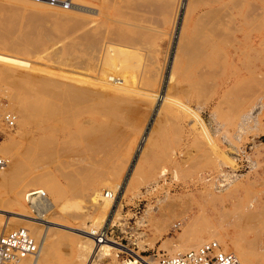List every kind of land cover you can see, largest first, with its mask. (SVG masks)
Returning a JSON list of instances; mask_svg holds the SVG:
<instances>
[{
  "label": "rangeland",
  "instance_id": "rangeland-1",
  "mask_svg": "<svg viewBox=\"0 0 264 264\" xmlns=\"http://www.w3.org/2000/svg\"><path fill=\"white\" fill-rule=\"evenodd\" d=\"M59 1L70 2V8L52 6L47 1L48 5L43 8L27 0L24 3L0 0V53L30 61L36 68L26 80L22 69L0 66V156L8 161L10 155L22 158L20 173L23 172L7 191H2L0 209L18 214L22 212L20 203L32 217L45 216L53 223L76 228L72 232L60 226L46 229V224L38 222L43 224L42 234L48 237L40 263L137 264L135 253L143 259L161 254L172 256L216 239L221 241L222 249L225 245L227 250L235 252L243 264H264V0H225L226 6L216 8L210 5L218 0H195L193 8L200 7L198 13L191 18L183 7L176 24L173 10L150 13L141 6L140 0H105L99 15L74 9L72 0ZM81 1L86 4L89 0ZM102 19L109 24L105 28L114 35L104 38L100 46L121 43L127 51L122 59L127 58L129 65L134 62V69L131 67L129 74H125L131 78L128 87L133 94H138L131 99L138 109L134 107L133 117L129 111L125 112L128 109H122L132 103L118 97L108 98L105 94L103 98L101 88L94 87L105 70L114 73L110 68L113 63L105 60L107 56L92 58L90 51L85 54L84 48L68 53ZM92 20L96 23L91 24ZM113 59L114 64L123 65L118 57ZM47 77L58 86L52 90L54 94L46 92L49 97L39 83L48 81ZM117 77L123 79V76ZM78 87L87 93L92 87L89 98L80 91V95L72 93ZM67 88H71L69 94ZM167 91L189 101L193 109L202 113L213 146L205 141L204 133H194L189 138V127L182 119L175 118L167 105L162 108ZM75 95L80 97L73 98ZM92 95L102 99L94 97L92 101ZM140 95L142 99L137 98ZM85 97L92 100L89 102ZM81 98L83 101H79ZM155 103L144 137L151 130L156 129V133L152 131L150 148L147 146L142 153L136 148L146 122H142V117L147 120L146 106L153 109ZM160 110L164 116L159 115L156 121ZM21 111L27 113L29 120L24 121ZM7 113L17 117L14 129H9L4 122ZM139 116L140 124L137 119H133L136 123L130 121ZM105 125L117 130L112 133ZM91 139L95 140L94 144H88V141L93 143ZM131 143L135 151L132 159L127 149ZM105 148L108 154L102 151ZM168 158L171 160L167 161ZM33 171L43 175L48 172L60 184L61 195L57 197L60 206L48 203V198L55 199L56 191L47 186L46 199H39L43 205L41 212L32 208L25 193L34 192L38 187L30 186L22 193L19 184L24 175ZM103 182H109V187L105 188ZM117 184L120 189L114 192ZM13 186L18 188L12 189ZM89 188H96L100 194L105 191L115 194V203L106 213L86 202V196L95 192ZM75 214L81 217H73ZM6 221L0 214V223ZM17 221H9L14 226L11 230L21 228ZM175 223L181 224L177 230L173 229ZM81 228L91 234H101L103 229L107 232L106 238L127 249L117 252L115 258L95 253L96 242L89 241L90 236H80Z\"/></svg>",
  "mask_w": 264,
  "mask_h": 264
},
{
  "label": "bare ground",
  "instance_id": "bare-ground-1",
  "mask_svg": "<svg viewBox=\"0 0 264 264\" xmlns=\"http://www.w3.org/2000/svg\"><path fill=\"white\" fill-rule=\"evenodd\" d=\"M12 1V0H11ZM14 2H16V3H24L25 2V0H13ZM32 3H39V5H41L43 8L45 7V6H47L48 5V3L46 2V0H40V1H38V0H30ZM59 1V0H58ZM185 1H186V3H185ZM194 1L195 0H140V3H141V6H143V7H146V10H148L149 9V12L150 11H162V10H164V9H167V10H173L174 12H175V20H174V23L176 24V22H177V19H178V15H179V13H180V9L181 8H185L186 9V13L187 14H189L190 15V17L191 18H193L194 17V13H198L197 11H199V8L200 7H196V9L194 10ZM215 1V0H214ZM72 2H73V8L74 9H77V10H81V12L82 11H85V13L86 12H88L89 14H92V15H99V14H101V12L103 11L102 10V7H103V4H104V2H105V0H89L88 1V3H86V4H84L81 0H72ZM233 2V1H232ZM27 4V3H26ZM232 4V3H231ZM202 5V4H201ZM226 6L227 5V3L225 2V0H218V1H215L212 5H210V7L211 8H216V7H223V6ZM112 6V5H111ZM140 6V5H139ZM46 8V7H45ZM141 9V8H140ZM144 10V9H143ZM171 10H170V12H171ZM208 10V9H207ZM211 10V9H210ZM212 10H214V9H212ZM222 10H223V8H222ZM166 11V10H165ZM195 11V12H194ZM209 11V10H208ZM215 11H216V9H215ZM144 12V11H143ZM166 12H168V11H166ZM218 12V11H217ZM77 13V12H76ZM151 13V12H150ZM159 13V12H158ZM158 13H155V14H158ZM211 13H213V12H211ZM249 13V12H248ZM173 14V13H172ZM172 14H170V17H171V15ZM201 14V13H200ZM208 14V13H207ZM206 14V15H207ZM216 14H218V13H216ZM55 15V14H54ZM61 15V14H60ZM105 15V14H104ZM153 15H154V13H153ZM68 16V15H67ZM155 16V15H154ZM188 16V15H187ZM218 16V15H217ZM70 17V16H69ZM74 17V16H73ZM102 17V16H101ZM70 18H72V16L70 17ZM107 18H109V17H106V20H109V19H107ZM188 18V17H187ZM196 18V17H195ZM201 18H202V16H201ZM199 19V21H201L202 19ZM205 18V17H204ZM69 19V18H68ZM221 19H223V18H221ZM99 21V20H98ZM102 21V22H101ZM100 21V23L98 24V26L94 29H90L84 36H83V38H81V40H79V41H77L76 42V45H74V47H72V49H69V52L68 53H72V52H74L75 50H79V48H84V52L86 51V53L85 54H87L89 51L92 53V55H91V53L89 52L88 54H90V56L92 57V58H95L96 57V55L101 59L102 58V56H107V59H105V60H107L110 64L111 63H113V65L111 64L110 65V68H111V66H112V70H114V73H111L112 71H104L103 72V78L101 77V79H99V81L98 80H95V81H98V83H96V84H98L97 86H96V84H95V86L93 85V83H94V81H93V83L91 84V82H89V84H91V85H93L94 87H96V90H99V88H101V90L100 91H102V92H100V93H102V94H98V95H102V97L104 96V94L105 95H107L108 96V98L109 97H118V98H122L123 99V101L124 102H128V103H132L133 104V102L131 101V99H132V97H135L134 95H138V94H133L132 93V91H131V89L128 87V83H130L129 82V78L127 77V76H125V74L127 73V75L129 74L128 73V71H129V69L131 68V67H133V63L134 62H132V64H130L129 65V63H130V61H128L127 60V58H123L125 61H123V59H122V57L121 56H124V55H126V53H127V51L125 50V48H123L124 47V45H122L121 43H115V42H111V43H108L106 40V42L108 43V45H103V46H100L101 44V41L104 39V38H107L108 37V39H110L109 37H113L112 35H114V34H111V32H113V31H109L108 32V29H106L105 27H107L108 25H106V23H107V21H105V20H101ZM90 22V21H89ZM96 23V20H92V22H91V24H95ZM204 23V22H203ZM161 24V23H160ZM217 24V23H216ZM197 25V24H196ZM200 26V25H199ZM204 26H206V25H204ZM37 27V26H36ZM203 27V26H202ZM215 27V26H214ZM92 28V27H91ZM109 28V27H108ZM207 28V27H206ZM205 28V29H206ZM107 31H106V30ZM203 29H204V27L202 28V31H203ZM111 30V29H110ZM48 31V30H47ZM205 31H207V30H205ZM202 33V32H201ZM200 33V34H201ZM217 35V34H216ZM121 36H123V35H121ZM120 36V37H121ZM197 36H199V34H197ZM196 36V37H197ZM116 37V36H115ZM188 38L189 37H187V40H188ZM115 39V38H114ZM192 39H193V37H192ZM112 40V39H111ZM189 40H191V39H189ZM196 40V39H195ZM114 41V40H113ZM106 42H104V43H106ZM185 43H186V41H184ZM191 42H193V41H191ZM203 43V42H202ZM216 43V42H215ZM194 44H197V43H194ZM184 45H186V44H184ZM183 45V46H184ZM191 46V45H190ZM190 46H189V48H190ZM196 46V45H195ZM194 46V47H195ZM185 47V46H184ZM183 47V48H184ZM200 47V46H199ZM182 48V47H181ZM86 49V50H85ZM199 50V49H198ZM95 51V52H94ZM187 51H190V49H188L187 48ZM186 51V52H187ZM199 52V51H198ZM94 53H97V54H94ZM188 54H190L189 52H187ZM196 53V52H195ZM87 54V55H88ZM104 54V55H103ZM117 55V56H116ZM129 55V54H128ZM186 55V54H185ZM196 55V54H195ZM89 56V57H90ZM179 56V55H178ZM117 58L118 57V59H120V60H122V61H119V63L121 62V63H123V65H121V66H119V65H116V64H114V59L113 58ZM119 57H121V58H119ZM125 57V56H124ZM193 57H195L194 55H193ZM192 57V58H193ZM138 58V57H137ZM188 58V57H187ZM186 58V59H187ZM129 59V58H128ZM85 60V59H84ZM94 60V59H93ZM126 60L129 62H126ZM190 60V59H189ZM192 60V59H191ZM118 61H117V63H118ZM79 62V61H78ZM77 62V63H78ZM85 62V61H84ZM105 62V61H104ZM202 62V61H201ZM87 63V62H86ZM120 63V64H121ZM126 63H128V64H126ZM78 67H80L78 64H76ZM108 65V64H107ZM193 65V64H192ZM191 65V66H192ZM0 66H4V67H9V68H11V69H22L23 71H25L24 73H26V80L29 78L28 76L30 75V74H33L35 71H36V68L34 67V66H32V63L30 62V61H27V60H25V59H21V58H18V57H15V56H12V55H5V54H1L0 53ZM99 66V65H98ZM138 68V67H137ZM204 68V67H203ZM133 69H134V67H133ZM76 70V69H75ZM104 70V69H103ZM102 70V71H103ZM74 72H76V71H74ZM78 72V71H77ZM189 72H191V71H189ZM7 73V72H6ZM24 73H21V74H23V75H21V77H23L24 76ZM48 73V72H47ZM79 73V72H78ZM81 73V72H80ZM154 74V73H153ZM8 75V74H7ZM16 75V74H15ZM15 75H12V76H15ZM18 75H20V74H18ZM117 75H120V76H123V79H119V77H117ZM189 76V75H188ZM7 77H9V75L7 76ZM50 77V76H49ZM53 77V76H52ZM60 77H62V76H60ZM32 78H34V76L32 75ZM38 78V77H37ZM37 78H34V79H37ZM43 78V77H42ZM64 78V77H63ZM7 79V78H6ZM131 79V78H130ZM149 79V78H148ZM174 78H172V80H173ZM5 80V79H4ZM30 80V79H29ZM38 80H42V79H38ZM37 80V81H38ZM47 80H48V77H47ZM51 80V79H50ZM58 80V82H59V80L60 79H57ZM70 80V79H69ZM150 80V79H149ZM171 80V81H172ZM185 80H187V79H185ZM31 81V80H30ZM34 82H36V80H33ZM52 81V80H51ZM62 81V80H61ZM71 81V80H70ZM76 81H78V80H75V82ZM66 82H68L69 83V81H66ZM74 81H72V83H73ZM79 82V81H78ZM154 82V81H153ZM157 82V81H156ZM38 83V82H37ZM39 83H41V87L43 88V91H44V93L47 95L48 93H46V92H49V93H53L52 92V90H55L56 89V87L58 88V86H54L53 84L54 83H52V82H50L49 80L48 81H41V82H39ZM148 83H149V81H148ZM151 83V82H150ZM58 84V83H57ZM60 84V83H59ZM58 84V85H59ZM65 84V83H64ZM69 84H71V82L69 83ZM68 84V85H69ZM77 84V83H76ZM75 85V84H74ZM86 85V84H85ZM181 85V84H180ZM70 86H72L73 88L75 87V86H73V85H70ZM87 86V85H86ZM92 86V87H93ZM98 86H100V87H98ZM150 86V85H149ZM175 86V85H174ZM173 86V87H174ZM186 86V85H185ZM40 87V88H41ZM89 87V86H88ZM88 87H86V88H88ZM90 88L89 89V91L91 90V89H93V88ZM170 87V86H169ZM178 87H180L181 89H182V87L181 86H178ZM175 88V87H174ZM184 88H186V87H184ZM60 89V88H59ZM67 89H69V88H67ZM71 89V88H70ZM70 89L67 91L68 93L67 94H69V91H70ZM79 87L77 88V91H73V89H72V93H74V94H76L77 93V95H80V93H79V91L81 92V94L83 93L84 94V96L86 95L87 97L89 96L88 95V93H91V91L89 92L88 91V93L86 94L85 92H82L81 91V89H79ZM84 89V88H83ZM172 89V88H171ZM85 90V89H84ZM83 90V91H84ZM176 90V89H175ZM178 90V89H177ZM40 92L42 91V89L41 90H39ZM65 91V90H64ZM133 91H135L134 89H133ZM173 91H174V89H173ZM183 91H185V90H183ZM189 90H187L186 92H188ZM57 92V91H56ZM55 92V93H56ZM93 92H95V89L93 90ZM157 92V91H156ZM42 93V92H41ZM60 93H62L61 91H60ZM153 93V92H152ZM167 93H168V91H167ZM172 93V92H171ZM179 93V92H178ZM185 93V92H184ZM54 94V93H53ZM58 95L57 96H61V97H63V95L61 94H59V93H57ZM94 94V93H93ZM95 94H97V92H95ZM132 94H133V96H132ZM149 94V93H148ZM151 94V93H150ZM50 95V94H49ZM71 95V94H70ZM175 95V94H174ZM177 95V94H176ZM180 95H181V93H180ZM184 95V94H183ZM186 95V94H185ZM38 96V95H37ZM48 96V95H47ZM73 96V95H72ZM76 96V95H75ZM84 96H82V98L84 97ZM39 97V96H38ZM49 97V96H48ZM78 97H80V96H78ZM77 96L76 97H73V98H78ZM90 97H92L93 98V100H92V98L91 99H86V97H85V99L88 101L89 100V102H90V100H92V101H95V99L96 98H98V97H100V96H98V97H95V96H90ZM94 97H95V99H94ZM102 97H100L99 99H102ZM137 97V96H136ZM140 97V98H139ZM143 97V96H142ZM156 97H157V95H156ZM64 98H65V95H64ZM82 98L81 99H79V101L80 100H82ZM103 98H105V97H103ZM138 99H142L141 98V95L140 96H138L137 97ZM147 98V97H146ZM151 98V97H150ZM44 99V98H43ZM60 99V98H59ZM58 99V100H59ZM98 99V100H99ZM115 99V98H114ZM154 99V98H153ZM184 99H187V98H184ZM55 100H56V98H55ZM74 100V99H73ZM85 100V101H86ZM156 100V99H155ZM154 100V101H155ZM188 100V99H187ZM61 101V100H60ZM68 101V100H67ZM69 101H72V100H70L69 99ZM83 101V100H82ZM101 101V100H100ZM112 101V100H111ZM135 101V100H134ZM139 101V100H138ZM138 101L137 102H135V103H137L138 104ZM145 101V100H144ZM159 101V100H158ZM37 102V101H36ZM64 102H66V100L64 99ZM77 102H78V100H77ZM49 103V102H48ZM66 103H68V102H66ZM66 103H64V106H69L68 104H66ZM83 103H85V102H83ZM87 103V102H86ZM96 103V102H95ZM112 103V102H111ZM145 103H146V101H145ZM102 104V103H101ZM114 104V103H113ZM118 104V103H117ZM41 105V104H40ZM49 105V104H48ZM73 105H74V102H73ZM96 105V104H95ZM108 105H110V104H108ZM107 105V106H108ZM133 105H135V106H133ZM133 105H127V106H122V109H123V107L124 108H126L125 110H127V111H125V112H128L129 111V113H130V115L128 114V113H126V114H128L129 116H131V117H133L132 115L133 114H131L132 112H135V110L137 109V107H136V104H133ZM146 105V104H145ZM165 105H167V107H169V111L172 113V114H174L176 117L175 118H179V119H182V121L184 122V124H186L187 125V127H189L188 129H189V138H191V135L192 134H194V135H198L199 133H204V138H205V141L209 144V145H211V146H213V139H212V137H211V133H210V131L207 129V127H206V125H205V122H204V119H203V116L198 112V111H196L195 109H193L191 106H190V102L189 101H184L183 99H181V98H179V97H176V96H173V95H171V94H166V96H165V98H164V103L162 104V108H164V106ZM63 106V107H64ZM111 106V105H110ZM109 106V107H110ZM131 106V107H130ZM141 106V105H140ZM59 107H62V106H60L59 105ZM62 107V108H63ZM71 106H69V108H70ZM73 107V106H72ZM100 107V106H99ZM98 107V108H99ZM127 107H129V108H127ZM134 107H136V109H134ZM147 107V109H146V111H148V113L146 114L147 115V120H145V118H144V116L142 117L141 115H143L144 113L143 112H141L140 114V116L143 118V120H142V122H144V121H146L145 122V125H143L144 126V128H143V134H141L142 136H141V138H140V140L138 141V144H137V150H140L141 149V151H142V153L145 151V149H146V147L148 146V144L150 143V140H151V134H152V131L153 130H151V133H149V135H148V137H144V134H145V132H146V129H147V125H148V123H149V121H150V118H151V116H152V114L154 113V111H155V107H156V103H155V105H154V108L153 109H151V108H148V106H146ZM51 108H53V107H51ZM101 108H104V107H102L101 106ZM100 108V109H101ZM111 108H112V106H111ZM110 108V109H111ZM130 108L132 109V110H130ZM162 108H160V109H162ZM22 109V108H21ZM104 109H106V108H104ZM140 109H142V108H140ZM149 109H151V110H149ZM95 110H99V109H95ZM95 110H94V112H95ZM119 110V112H120V110L121 109H118ZM138 110V109H137ZM143 110V109H142ZM103 111H105V110H102L101 112H103ZM107 111V110H106ZM109 112V111H108ZM145 112V111H144ZM161 110L158 112V114H157V117H156V121H157V118H159V115H162L161 113ZM163 112V111H162ZM104 113V112H103ZM136 113V112H135ZM10 114H12V113H10ZM105 114V113H104ZM108 114V113H107ZM110 114V113H109ZM138 114H139V112H138ZM167 114V113H166ZM6 115V114H5ZM4 115V116H5ZM14 115V114H13ZM106 115V114H105ZM104 115V116H105ZM21 116L23 117V119H24V121H27V120H29V118L30 117H28V115H27V113L26 112H22L21 111ZM44 116V115H43ZM54 116V115H53ZM107 116V115H106ZM111 116H113L112 114H111ZM125 116V118L127 119V118H129V116L127 117L126 115H124ZM135 116V115H134ZM138 116V115H137ZM140 116H139V118H132V120H130V119H128V120H130V121H133V122H135V120L137 119V121H138V119H142V118H140ZM162 116H164V115H162ZM15 117H16V115H15ZM89 117V116H88ZM103 117V116H102ZM107 117H109V116H107ZM172 118V117H171ZM16 119H17V117H16ZM57 119V118H56ZM133 119H135V120H133ZM84 120V119H83ZM108 120V119H107ZM128 120H126V122L128 123L127 125H129L130 123L128 122ZM162 120V119H161ZM176 120V119H175ZM53 122H54V120H52ZM52 121H50V122H52ZM56 121V120H55ZM90 121V120H89ZM88 121V122H89ZM117 121V120H116ZM155 121V123H157ZM178 121V120H177ZM90 122H92V121H90ZM158 122H161V121H158ZM180 122V121H179ZM182 122V123H183ZM25 123V122H24ZM49 123V122H48ZM136 123V122H135ZM138 123L140 124L141 123V121L139 122L138 121ZM54 124V123H53ZM90 124V123H89ZM111 124H112V122H111ZM180 124V123H179ZM23 125V124H22ZM41 125H43V124H41ZM88 125V124H87ZM91 125V124H90ZM89 125V126H90ZM92 125H94V124H92ZM96 125V124H95ZM101 126H104L103 125V123H101L100 124ZM135 125V124H134ZM181 125V124H180ZM80 126V125H79ZM106 126V125H105ZM109 126V125H108ZM131 126V125H130ZM140 126V125H139ZM155 126V125H154ZM21 127V126H20ZM41 127V126H40ZM46 127H47V125H46ZM54 127V126H53ZM86 127V126H85ZM107 127V126H106ZM106 127H102V128H106ZM110 127H114V126H110ZM136 127H138V126H135V128ZM159 127V126H158ZM186 127V128H187ZM102 128H100V129H102ZM107 128H109V127H107ZM106 128V129H107ZM116 128V127H115ZM114 128V131L115 130H117V129H115ZM152 128V127H151ZM23 129V128H22ZM80 129V128H79ZM82 129V128H81ZM95 129H96V127H95ZM99 129V128H98ZM153 129H155L154 127H153ZM25 131H27V129H26V127H25V129H24ZM83 130H84V126H83ZM103 130V129H102ZM108 130H110V131H112V133L114 132L113 131V128H109ZM88 131V130H87ZM91 131V130H90ZM99 131V130H98ZM110 131H106V132H110ZM122 131V130H121ZM139 131V130H138ZM155 131V133H156V129L154 130ZM153 131V132H154ZM184 131H186V130H184ZM18 133H20V131H18ZM99 133V132H98ZM97 133V134H98ZM101 133V132H100ZM115 133H117V132H115ZM125 133V132H124ZM131 133V132H130ZM107 134H111V133H106V135ZM118 134V133H117ZM117 134H115V135H117ZM88 136H89V134H87ZM86 135V136H87ZM113 135V134H112ZM123 135V134H122ZM126 134H124V136H125ZM187 135V134H186ZM97 135H95V137H96ZM118 136V135H117ZM98 137V136H97ZM115 137V136H114ZM87 138H89V137H87ZM103 138H104V135H103ZM57 139V138H56ZM106 139H108V137L106 136ZM124 139V138H123ZM129 139V138H128ZM127 139V140H128ZM85 140L86 139H84V142H85ZM96 140H98L99 142H103V141H101V140H103V139H101V140H99V138H96ZM109 140V139H108ZM48 141V140H47ZM94 141L95 140H92L91 139V141L90 142H93V143H89V141H88V144H94ZM132 141V140H131ZM97 142V141H96ZM114 142V141H113ZM47 143V142H46ZM98 143V142H97ZM106 143V142H105ZM19 144V143H18ZM48 144V143H47ZM55 144V143H54ZM86 144V143H85ZM88 144H86V145H88ZM99 144V143H98ZM107 144V143H106ZM33 145V144H32ZM44 145V144H43ZM85 145V146H86ZM100 145V144H99ZM103 145H105L104 143H103ZM102 145V146H103ZM109 145H110V143H109ZM108 145V146H109ZM151 145H153L152 143H151ZM89 146V145H88ZM107 146V147H108ZM128 146V145H127ZM126 146V147H127ZM15 147H17V146H15ZM68 147V146H67ZM84 147V146H83ZM87 147V146H86ZM91 147H93V145H91ZM100 147V146H99ZM149 147V146H148ZM147 147V148H148ZM9 148H11V147H9ZM13 148V147H12ZM44 148H46V147H44ZM103 148V147H102ZM133 148V145H132V143L127 147V149H128V152H129V155H130V157H131V159H132V157L134 156L133 154H134V150L132 149ZM150 148V147H149ZM8 148H6V150H7ZM50 149V148H49ZM61 149V148H60ZM9 150H11V149H9ZM45 150V149H44ZM68 150V149H67ZM93 150V149H92ZM98 150H101V149H98ZM105 151L106 153H104V154H108L107 153V150L108 149H102V151ZM27 151V150H26ZM62 151V150H61ZM77 151V150H76ZM54 152V151H53ZM78 152V151H77ZM82 152H83V149H82ZM98 152V151H97ZM1 153V152H0ZM7 153H10V152H7ZM22 153V152H21ZM63 154V153H62ZM77 154V153H76ZM80 154V153H79ZM186 154V153H185ZM21 155V154H20ZM22 156V155H21ZM61 156V155H60ZM76 156H78V155H76ZM80 156V155H79ZM87 156V155H86ZM104 156H107V155H104ZM182 156V155H181ZM26 157H28V156H26ZM185 157V156H184ZM10 159H9V161L7 160V166L5 167V169H4V171L1 173V175H0V195H1V193H2V191H7L8 189V187L9 186H11L10 184H11V182L15 179V178H17L18 177V175H19V173H20V171H21V169H20V164H21V162H20V159L22 160V158H19L17 155H10V157H9ZM64 158V157H63ZM129 158V157H128ZM33 160V159H32ZM93 160V159H92ZM169 160H171V158L169 159L168 158V160L167 161H169ZM22 162H24V161H22ZM98 162V161H97ZM178 162V161H177ZM49 171V170H48ZM81 171H82V169H81ZM23 172H21L20 174H22ZM48 173V172H47ZM47 173H44V174H46V175H43V174H41V172H38V171H33L32 173H29V174H26V175H24V177L23 178H21L20 179V184H19V187H20V190L19 191H21L22 193H24V192H26V189L27 188H29L30 186H36V187H38V189L36 190V191H34V192H31V193H25L26 194V197L28 198V200L29 201H31V203H32V208H35L34 210H36L37 211V213H40L41 212V210H42V208H43V205L41 204V202H39V198H41L42 196H40V197H36V194H38V193H40V195L42 194V193H44L45 195H46V193H45V189H48L47 188V186H49V188L50 189H53V191L55 190L56 191V197H55V199H51V198H48L47 200H48V203L51 205V206H53V207H57V206H60L59 205V202L57 201V197L59 196V195H61V193H60V184L52 177V176H48V174ZM51 173V172H50ZM51 175V174H50ZM71 176H73L72 174H70ZM107 175V174H106ZM20 176V175H19ZM103 176V175H102ZM101 176V177H102ZM105 176V175H104ZM49 177H51V178H49ZM73 177H75V176H73ZM110 177V176H109ZM88 178V177H87ZM107 179V178H106ZM90 180V179H89ZM103 179H101L100 181H102ZM104 180H105V177H104ZM108 180V179H107ZM107 180H105V181H107ZM91 181V180H90ZM19 183V181H17V184ZM107 183V182H106ZM105 182H103L102 183V185L105 187V188H107V187H109V182H108V184H106ZM16 184V185H17ZM95 184H97V180L95 181ZM108 185V186H107ZM85 186V185H84ZM15 186H13L12 187V189L14 188ZM17 188H18V186H16ZM16 187H15V189H16ZM72 187V186H71ZM10 188V187H9ZM76 188V187H75ZM114 189H113V191L115 192V190L117 191L118 189H120V184H117L115 187H113ZM6 189V190H5ZM78 189V188H77ZM92 190V191H95L96 190V188H94L95 190H93L92 188H89V190ZM97 190H99V189H97ZM49 191V190H48ZM75 191V190H74ZM79 191L80 190H78V193H79ZM85 191V190H84ZM88 191V190H87ZM112 191V192H113ZM76 192V191H75ZM8 193V192H7ZM34 193V194H33ZM9 194V193H8ZM80 194V193H79ZM82 195V194H81ZM80 195V197H82ZM9 196V195H8ZM35 196V198H31V197H34ZM47 196V195H46ZM89 196V195H88ZM88 196H86L87 197V199H86V202L88 203V204H90L92 207H95V208H98V209H103V211H105V213L110 209V207H111V205L112 204H114L115 203V194L114 193H106V191L104 192V193H102L101 192V194L100 193H97L96 191L90 196V197H88ZM1 197V196H0ZM6 197H7V195H6ZM7 198H10V196L9 197H7ZM2 199V198H1ZM11 199H13V198H11ZM8 200H6L5 202H7ZM10 201V200H9ZM12 201H14V200H12ZM16 201H17V199H16ZM15 201V202H16ZM46 201V200H45ZM81 201H83V200H81ZM47 202V201H46ZM46 202H44V204L46 203ZM8 204H9V202H7ZM19 203V202H18ZM48 203H46V204H48ZM79 205V204H78ZM19 206L21 207V209H22V212H20V213H18V214H16V213H13V212H10L9 210H6V209H0V214H1V217H5L6 219H7V221L4 223V224H1L0 223V235L1 234H3L4 232H7V231H9V230H11L12 228H14V226H12L10 223H9V221L11 220V219H17L18 221V223H20L19 225L21 226V228H24V229H27L28 231H29V233H30V235L32 236H34L36 239H38L39 241L41 240V243L39 244V242H38V244H39V246H40V255H39V263H40V258H41V255H45V249L47 248V246H48V237H47V235H46V233H43L42 234V232H41V229L43 228V224H40V223H38V222H42V223H44V225L46 226V229H49V227H51V226H60V227H63V229L64 228H66V229H68L69 231L68 232H72V231H75L76 230V228H72V227H68V226H64V225H60V224H57V223H53V222H51L48 218H46L45 216H39L38 218H35V217H32L30 214H29V212L27 213V212H25L24 211V208H23V205L22 204H20L19 203ZM46 206V205H45ZM76 207V206H75ZM20 209V210H21ZM18 211V210H17ZM9 215H15L16 217H11V216H9ZM73 215V214H72ZM18 216V217H17ZM83 216V215H82ZM73 217H77L76 216V214L73 216ZM81 217V215L79 214V216L77 217V218H80ZM15 222H16V220H15ZM14 223V222H13ZM38 225V226H35V225ZM175 224H177V223H175ZM174 224V225H175ZM41 225V227L39 228V226ZM181 226V225H180ZM179 226V227H180ZM17 228V227H16ZM19 229V228H18ZM78 232H79V234H80V236H90L91 238H89V241L90 240H93V241H95L96 242V245H95V248H96V250L97 251H95V253L97 252L98 254H102V256H104V257H108V256H110V257H116V254H117V252H124L123 250L124 249H127V247H125V246H122L121 244H119L118 242H116V241H113V240H110V239H108V238H104V240L102 241V244H99V243H97V241H96V238L100 235V233L99 234H91L89 231H87V230H85V229H83V228H81L80 230H78ZM85 238H87V237H85ZM212 238H215V235H212ZM215 242L216 243H221V241H219V240H216L215 239ZM51 243H53V242H51ZM223 244V243H222ZM192 245H194V244H192ZM200 245V244H199ZM220 245V244H219ZM224 245V244H223ZM85 247H87V246H85ZM85 247H82V249L85 251ZM224 248L225 249H223L224 251H226V252H229V253H231V254H233L239 261H240V263L241 264H243V262L241 261V259L239 258V256L234 252H231V251H229V250H227V248H226V246L224 245ZM185 249V248H184ZM128 251V250H127ZM237 251V250H236ZM96 255V254H95ZM135 255H136V257L134 258L135 260H136V262H138L140 259H143L141 256H139L138 254H136L135 253ZM243 255V254H242ZM46 259H48V258H46ZM45 259H44V257H43V261H44ZM24 262V261H23ZM22 263V262H21ZM21 263H19V264H21ZM41 264V263H40ZM246 264V263H245Z\"/></svg>",
  "mask_w": 264,
  "mask_h": 264
},
{
  "label": "built area",
  "instance_id": "built-area-1",
  "mask_svg": "<svg viewBox=\"0 0 264 264\" xmlns=\"http://www.w3.org/2000/svg\"><path fill=\"white\" fill-rule=\"evenodd\" d=\"M30 1V0H27ZM40 1V0H38ZM52 6H62L65 9L70 8V2L58 0H46ZM16 117L7 113L4 116V122L9 129L16 127ZM7 166V160L0 156V175ZM34 194V193H33ZM39 199H46L42 193L36 194ZM31 198H35L31 197ZM181 224L173 225V229H179ZM107 232L102 229L101 234L96 238L97 243L102 244ZM40 246L38 242L24 228L13 229L0 235V264H19L28 261L26 264L39 263ZM132 259V258H131ZM137 264H241L240 261L231 253L224 251L215 241L203 244L196 249H191L184 253H178L172 256L161 254L146 256L140 259Z\"/></svg>",
  "mask_w": 264,
  "mask_h": 264
}]
</instances>
